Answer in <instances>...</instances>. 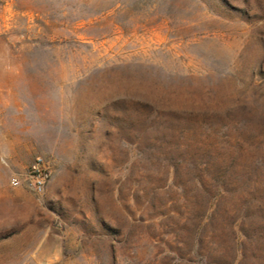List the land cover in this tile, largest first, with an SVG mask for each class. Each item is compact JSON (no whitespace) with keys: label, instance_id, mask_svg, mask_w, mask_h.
Wrapping results in <instances>:
<instances>
[{"label":"rangeland","instance_id":"obj_1","mask_svg":"<svg viewBox=\"0 0 264 264\" xmlns=\"http://www.w3.org/2000/svg\"><path fill=\"white\" fill-rule=\"evenodd\" d=\"M0 264H264V0H0Z\"/></svg>","mask_w":264,"mask_h":264},{"label":"built area","instance_id":"obj_2","mask_svg":"<svg viewBox=\"0 0 264 264\" xmlns=\"http://www.w3.org/2000/svg\"><path fill=\"white\" fill-rule=\"evenodd\" d=\"M50 170L41 156L35 157L23 174H12L9 183L12 187H24L41 194L49 181Z\"/></svg>","mask_w":264,"mask_h":264}]
</instances>
